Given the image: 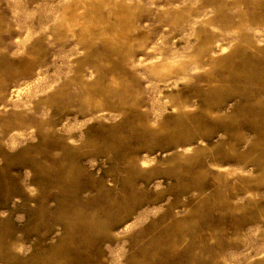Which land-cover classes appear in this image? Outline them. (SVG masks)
Listing matches in <instances>:
<instances>
[{
    "label": "rangeland",
    "instance_id": "374dc122",
    "mask_svg": "<svg viewBox=\"0 0 264 264\" xmlns=\"http://www.w3.org/2000/svg\"><path fill=\"white\" fill-rule=\"evenodd\" d=\"M0 264H264V0H0Z\"/></svg>",
    "mask_w": 264,
    "mask_h": 264
}]
</instances>
